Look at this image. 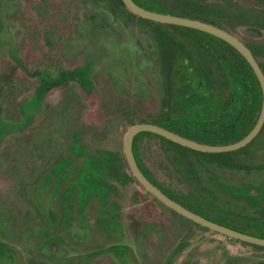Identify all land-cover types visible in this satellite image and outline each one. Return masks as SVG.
<instances>
[{
    "label": "flooded vegetation",
    "instance_id": "obj_1",
    "mask_svg": "<svg viewBox=\"0 0 264 264\" xmlns=\"http://www.w3.org/2000/svg\"><path fill=\"white\" fill-rule=\"evenodd\" d=\"M133 1L147 10L146 6L159 4L162 12L149 11L205 23L229 38L142 16L123 0H91L107 9L122 3L138 16L167 26L159 54L155 43L143 41L149 63L146 71H138L131 66V58L120 52V33L108 16L101 15L105 13L88 6L89 1L78 0L75 13L67 6L76 4L74 0H0V169L11 149L24 145L27 138L38 139L46 148L52 146L51 136L41 135L38 126L51 117L50 111L66 114V126L63 121L57 128L63 135L60 139L67 125L73 130L75 120L86 128L83 149L88 157L76 180L84 182L80 191L98 195V185L107 174V180H112L108 195L117 205L112 214L122 232L105 245L75 248L69 235L75 222L65 224L62 218L54 224L58 215L51 212L53 223L37 232L35 252L48 264H173L193 244L181 264H264V244L222 233L148 189L125 150L126 135L134 126L161 127L166 134L140 130L133 136V158L144 180L211 223L264 239V0ZM55 4L65 7L58 17L63 26L49 24L53 16L40 32L38 47L30 51L19 36L22 9L39 23L52 14ZM151 67L162 78L154 92ZM129 99L149 108L159 101L154 110L161 121H146V114L131 113V118L124 117L131 122L120 138L121 145H111L104 124L123 116L121 110ZM113 104L117 108L110 112ZM120 122L113 137H120ZM76 132L80 138L81 132ZM171 134L210 146L232 145L251 136L238 148L208 151L184 144ZM183 147L205 152L208 160L197 163L183 153ZM218 152L223 153L215 157L213 153ZM88 167L93 175L82 178L80 174ZM135 183L159 203L157 215L132 206ZM97 204L98 197L92 196L89 215L95 214ZM152 215L158 218L152 220ZM3 224L9 228L4 219ZM28 260L20 244L0 237V264H28Z\"/></svg>",
    "mask_w": 264,
    "mask_h": 264
},
{
    "label": "rangeland",
    "instance_id": "obj_2",
    "mask_svg": "<svg viewBox=\"0 0 264 264\" xmlns=\"http://www.w3.org/2000/svg\"><path fill=\"white\" fill-rule=\"evenodd\" d=\"M67 1L69 2V0ZM74 1L76 4L67 6L69 8L71 7L73 12L76 13L78 0ZM87 1H89V7L105 13L101 15L108 16L110 19L108 20L115 31L121 34L119 36L121 38L122 50L118 49L124 57L131 58V66H136L138 71H146L149 62L148 55H145L143 41L145 42L149 39L152 43H155L156 53L159 54L167 26L160 24V22L138 16L128 10L122 3H116L113 6L109 5L107 9L106 5L101 6L96 3H90L91 0ZM224 1L222 0V2ZM146 7L149 10L157 12L164 10L159 4ZM64 9V6L60 7L55 4L54 10L51 9L52 14L50 16H43L39 22L41 24H39L23 8L24 18L23 20L18 19L20 21L18 23L19 31L22 32V35H19L20 41L26 44L30 51H34L39 45L42 28L48 26L46 23L53 19V16H55V20L49 24L53 23L63 26L60 16ZM1 17L2 14H0V27ZM53 26L55 27V25ZM168 26L174 27L171 24ZM59 31L60 33L63 32L62 30ZM151 68L150 80L154 92L155 88L158 89L160 87L162 78L156 71V68ZM131 101L132 99H129L124 109L121 110L123 116H120V118L117 117L114 121L109 120L104 124V129L106 131L109 130L108 138L111 145H118L119 143L121 145L120 138L126 131L127 124L131 122L125 120L124 117L131 118V113L146 114L143 117V120L146 121H161V118L156 113L157 111L154 110L155 107H159V101L153 102L151 108ZM109 108L111 112L114 108H117V105H109ZM68 113L70 114V110ZM49 114L51 117L44 120L38 126V129H42L43 133L41 135L46 134L51 136L53 140L52 146L46 148L42 146L41 142L37 143L38 139L27 138L25 139L24 145L11 149L6 162L0 169V237L12 239L20 244L29 259L28 264H48V260H45L41 254H36L34 248L38 249L37 244H35V237H38L37 232L44 229V225L48 222L50 224L53 223L51 220V212H55L58 215V217L56 216V220L54 219V224H57L58 220L62 218L65 224L69 223V225H72L75 222V227L69 230V235L72 240L70 245L75 248L92 245L102 246L108 242L117 240L116 238L122 233L119 232V227L115 222L116 216L112 214V211L117 208V205L110 200L108 195V192L112 188V185H110L112 180H107V174L104 176V180L98 185V195H96V191L82 195L80 188L83 187L84 182L80 180L81 184H78L76 181L78 180V172L80 173L81 171L79 168L85 164L86 158L88 157L87 152L83 149L86 141L83 133L86 128L84 126L81 127L80 123L75 120L73 121V127L75 126L73 130L70 131L67 125V129L64 130L65 136L60 139L63 135L59 133L57 128L62 126L66 114H59L55 110L50 111ZM121 118H123V121H121ZM57 120L60 121L59 126ZM119 122L120 124L123 122L118 132L120 133V137L119 134L118 137H113L112 134L117 129ZM76 130L81 132L80 138L79 136L76 138ZM110 153L113 155L112 152ZM183 153L188 157H192L199 164H205V161L208 160L205 152L196 151L191 148L183 147ZM222 153L218 152L213 154L216 155L215 157H220ZM89 169L88 167L82 171L80 174L82 178H89L93 175L88 172ZM117 181L122 183V180ZM134 186L136 189L134 191L133 202L131 203L132 206L134 205L140 212L146 210L154 213L160 207L159 203L143 189H140L137 183ZM100 188L104 192H101ZM92 196L98 197V204L94 207L95 214L91 216L87 211V206ZM79 198L86 199V201H79ZM82 209L85 210L83 211ZM154 215H157L156 212ZM154 215L150 217L152 220L158 218ZM3 219L9 228L7 225L4 226L5 224L2 225ZM59 224H61L60 221ZM184 224L188 225L186 222ZM182 234L183 232L176 234L172 241H177L179 235L182 236ZM43 235L42 233L41 236ZM126 235L130 236L131 232H126ZM192 246L193 244L178 256L173 264H181V258L188 256L187 252ZM63 254L62 252L61 255ZM248 261L250 262L252 260L248 258ZM262 261H264V258ZM156 263L158 262L156 261Z\"/></svg>",
    "mask_w": 264,
    "mask_h": 264
},
{
    "label": "water",
    "instance_id": "obj_3",
    "mask_svg": "<svg viewBox=\"0 0 264 264\" xmlns=\"http://www.w3.org/2000/svg\"><path fill=\"white\" fill-rule=\"evenodd\" d=\"M125 2V4L134 12L145 16V17H149V18H153V19H157V20H165V21H171V22H176V23H181V24H185V25H190V26H196L211 32H214L216 34H219L221 36L227 37L229 38L227 35H225V33L222 30H219L215 27H212L210 25H207L205 23L196 21V20H192V19H187V18H181V17H177V16H171V15H166V14H162V13H156V12H152L149 11L145 8H142L141 6H139L138 4H136L133 0H123ZM232 43H234L238 48L241 49V46H239L238 43H236L235 41L229 39ZM259 124L257 125L256 129L258 128ZM255 129V130H256ZM140 130H153L156 131L158 133L161 134H166L167 132L162 129L161 127H158L156 125H152V124H139L134 126L133 128H131L125 138V150L127 153V157L128 160L130 162V164H132L135 172L138 174V176L142 179L141 182L147 186L148 189H150L153 193H155L157 196H159L162 200H164L165 202H167L168 204H170L171 206H173L174 208H176L177 210L181 211L182 213H184L185 215L194 218L204 224H208L210 227L225 233L227 235L236 237V238H240L246 241H250V242H255V243H259V244H264V239L259 238V237H255L252 235H248V234H244L241 232H237L235 230H232L230 228L224 227L222 225L219 224H215V223H211L209 221H207L206 219L184 209L183 207H181L180 205H178L177 203H175L174 201L170 200L169 198H167L165 195H163L156 187H154L148 180H144L143 176L141 175V173L138 171L137 167H136V163L134 162V158H133V153H132V140H133V136L136 132L140 131ZM251 136V135H250ZM249 136V137H250ZM171 137L175 138L176 140L202 149V150H208V151H220V150H230V149H235L238 148L239 146H241L242 144L245 143V141L249 138L247 137L246 139L237 142L235 144L232 145H223V146H210V145H203V144H199V143H195L193 141H190L188 139H185L183 137L180 136H176L171 134Z\"/></svg>",
    "mask_w": 264,
    "mask_h": 264
}]
</instances>
